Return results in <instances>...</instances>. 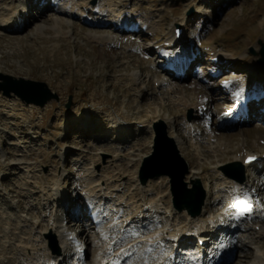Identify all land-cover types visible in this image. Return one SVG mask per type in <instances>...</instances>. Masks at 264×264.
Returning <instances> with one entry per match:
<instances>
[{"label": "rangeland", "instance_id": "rangeland-1", "mask_svg": "<svg viewBox=\"0 0 264 264\" xmlns=\"http://www.w3.org/2000/svg\"><path fill=\"white\" fill-rule=\"evenodd\" d=\"M26 1L28 8L23 0H0V17L21 12L23 25L14 33L0 24V75L43 83L57 100L25 106L0 91V264H98V257L109 264H186L187 241L172 248L169 240L195 225L209 229L212 247L233 250L226 264H264V193L259 200L255 191L264 171L248 172L240 162L244 176L255 180L258 202L249 204L228 192L223 182L235 181L220 169L236 155L264 158V63L257 55L264 0H73L85 12L70 17L56 13L53 0ZM115 16L138 26L117 28ZM37 27L42 32L33 39ZM175 29L182 36L174 40ZM94 35L113 42L94 45L88 40ZM180 58L186 67L165 70ZM230 83L245 96L246 115L214 126L222 109L235 106L225 88ZM192 86L206 97L202 110L195 108ZM252 94L261 95L259 101ZM157 121L166 132L174 122L171 135L181 150L167 137L205 191L197 219L173 209L166 177L139 185ZM83 122L89 128L79 129ZM117 123L130 128L122 129L124 141L110 127ZM237 201L251 211L240 214L231 207ZM89 206L101 212L95 224ZM59 234L81 245L82 255L70 258ZM103 235L108 247L115 243L114 254L105 251ZM139 236L142 243L116 262L115 254L128 249L122 243ZM212 251L209 264L219 252Z\"/></svg>", "mask_w": 264, "mask_h": 264}, {"label": "bare ground", "instance_id": "bare-ground-1", "mask_svg": "<svg viewBox=\"0 0 264 264\" xmlns=\"http://www.w3.org/2000/svg\"><path fill=\"white\" fill-rule=\"evenodd\" d=\"M52 2L55 5L58 6V8L56 10L57 11L56 13H58L60 16L70 17V15H72L73 13H74V15L77 14V16H80L82 12H85L83 9H81V10L78 11V9H76V7L74 5V1L73 0H66V1L62 2V4H59V1L58 0H53ZM26 3H27V1L26 0L24 1L23 0V2L21 3V5L24 8H28L27 6H29V5H27ZM99 12H102V10H99ZM18 13H19L18 16L5 15L3 17H0V24H1L2 28L5 29V30H7L8 32L18 33L19 30L21 29V27L23 26L20 23L21 20H22L21 19L22 18V13L21 12H18ZM87 15H90V14H87ZM114 18H117V20H115V22H114L115 23V26L117 28H120V27L124 26V28H126V31H131L133 29L135 30V26H138V22L137 21H134V20L127 21V18H122L121 16H115ZM104 21H105V19L102 20V21H99L97 23V25H102L104 23ZM56 23H57V21H56ZM62 26L64 27L63 24H61V27ZM143 29L144 30H147V27L144 26ZM49 30H51L52 32L58 33L56 27H51V29H49ZM41 32H42V29L40 27H37L35 29V32L31 35L32 38L33 37H36L37 35H40ZM62 38H65V37H62ZM33 39H35V38H33ZM88 40H90V42L92 44H94V45H102V46H106L108 44L110 45L113 42V39L107 38V37H104V36H100V35L99 36H95L94 35L92 37L89 36ZM16 43H19V42L17 41ZM213 56L214 55H212V57ZM186 62H187V59L180 58V60H179V62H178L177 65H173L172 64L171 66H173L174 69L177 70V66H180V68L186 67ZM167 66H170V65H167ZM225 88H226V91L227 92H230L231 93L232 100L235 103V106H234L233 109H230V108H224V109H222L219 112L218 119L214 122V126H220V125H224V124L227 125V124H229V122L231 120H233L232 123H235V120H234L235 117H237L239 115L240 116H245L246 115V112H247V109H248L247 104H245V99H246L245 96H243V93L242 94L240 93V90L236 89V86L234 85V83L227 84V86ZM192 91H193V95H195V99L198 102V105H195V108H197L198 110H202L206 97L205 96L200 97L199 92L196 91V86H192ZM250 97L252 98V101H255L256 102V101H259V99L261 98V95L259 96L258 99H256L258 97V94H252ZM186 106L187 105L184 103L183 104V107H186ZM110 127L113 128L116 131L115 132L116 135L119 134V132L122 131V129H124V128H126V131H124L122 133H126V132L129 133V131H130V128L128 126H124V128H122V126L120 124H118V123L115 124V125L111 124ZM87 128H89V124L86 123V122H83L82 125L79 126V129H82V130L83 129H87ZM167 130H168V132H167L168 135L170 137H172L171 134H172L173 130H175L174 122H170L169 124H167ZM151 135H152V132L149 130V136L151 137ZM259 139H261V138H259ZM174 141H175L178 149L181 150V142H179V140H177V139H174ZM247 156H248L247 154H244L242 157L236 155L234 161H238V162H241V163L244 164V160L246 159ZM256 164L257 163H253V164L252 163H249V164H244V165L248 169V172H249L253 167L260 168V165H256ZM247 178H248V174H247ZM247 178L242 183H238V182L231 183L230 181H228V182L225 181L223 183H229L230 184V187L231 188H230V190H228L229 193H231L233 195H235V194L239 195L241 198H243L244 200H246L249 204H255V202H258V198L255 197V195L253 194V192L251 190L252 189L251 188V180H249ZM233 189H237L236 192H234ZM86 197H89V196H86ZM94 206L93 207L89 206L88 209H87V211L89 212V214H91V216H93V221H97V217H99V215H100L101 212L97 209L98 207L96 208ZM186 216H188V215H186ZM216 227H217V225L215 224V222H212V226H211L212 231L215 230ZM96 228L98 230V229H101L102 226L100 224H96ZM103 228L105 229L106 227H103ZM262 230H263V228L260 227L259 229H257L255 231V233L259 235V232L262 231ZM105 231H106V229H105ZM206 233L208 234V231H206L203 226H201V225H195L193 231L189 232L188 235H180V236H177V237H172V239H170L169 242L171 244V247L173 248L174 246H179L184 241H187L186 245H184V246L182 245V247L186 251V253L184 254L185 255L186 264H203V262H204V260H203V257H204L203 248H200L199 247L198 249H196V247L194 245H195V240L198 237H201V241H205L206 242V240H207V237H205V235H207ZM142 238H143L142 236H139L137 238H133V239L127 240L126 242H124V244L122 243V246H126V248H128V249L123 250V252L120 253V254H117V253L115 254L116 255V257H115L116 258L115 259L116 262L122 256H124L125 254H127L128 252H130L133 248L137 247V243H142L141 242L142 241L141 240ZM59 240H61L60 243L64 246V248H66L67 246H69V251L71 253L74 250L75 251V254L74 255L77 254V249L79 247H81V245L79 247H76L75 244L72 245V246H71L70 243L68 244V242H69L68 236H66L64 234H59ZM148 240H150V238H144L143 243H148L149 242ZM101 242H103L104 249H105L106 252L109 253V255L114 254L113 253V250H111L112 247H110V246H109L110 248L108 247V244L109 243H108V240L105 237V235H103V237L101 239ZM212 250H210V253H213ZM216 251H219V252H216L217 254L218 253H221V254L223 253L224 254V256H221L220 257V258H224L223 260H226L230 256V254L233 253V252L231 253V251H230V249L228 248L227 245H224L223 248H220L219 250L217 249ZM103 252L104 251H102V254L101 255H103ZM173 254L174 253L170 250L169 251V255H170L169 256V260L170 261H171L172 257L174 256ZM95 258H97V257H95ZM96 263H98V264H109V262H106L105 259H102L101 257H98L97 258V262ZM154 264H158V263H154ZM212 264H214V263H212Z\"/></svg>", "mask_w": 264, "mask_h": 264}, {"label": "water", "instance_id": "water-1", "mask_svg": "<svg viewBox=\"0 0 264 264\" xmlns=\"http://www.w3.org/2000/svg\"><path fill=\"white\" fill-rule=\"evenodd\" d=\"M257 44L259 46L257 55L260 57L258 63L263 64L264 43L258 41ZM251 52L254 54L253 50ZM0 80H2L0 83L2 95L17 97L25 106L32 104L42 108L45 104L57 100L56 95L50 93L43 83L7 75H0ZM152 130L154 133L152 152L142 159L138 171L140 187H145L151 179L166 177L173 209L177 212H185L191 219L199 218L205 205V191L200 179L195 173H191L188 182H185L186 175L189 174L188 167L179 155L174 141L167 137L164 122L153 123ZM220 169L236 181H244V170L239 163L226 164Z\"/></svg>", "mask_w": 264, "mask_h": 264}, {"label": "snow or ice", "instance_id": "snow-or-ice-1", "mask_svg": "<svg viewBox=\"0 0 264 264\" xmlns=\"http://www.w3.org/2000/svg\"><path fill=\"white\" fill-rule=\"evenodd\" d=\"M231 207L238 209L242 215L251 211V208L245 206L241 201H237Z\"/></svg>", "mask_w": 264, "mask_h": 264}]
</instances>
